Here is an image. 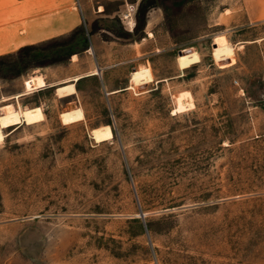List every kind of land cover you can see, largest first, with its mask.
Returning a JSON list of instances; mask_svg holds the SVG:
<instances>
[{"label":"rangeland","instance_id":"1","mask_svg":"<svg viewBox=\"0 0 264 264\" xmlns=\"http://www.w3.org/2000/svg\"><path fill=\"white\" fill-rule=\"evenodd\" d=\"M3 32L42 41L0 98L46 87L0 102V264H264V0H0Z\"/></svg>","mask_w":264,"mask_h":264},{"label":"bare ground","instance_id":"2","mask_svg":"<svg viewBox=\"0 0 264 264\" xmlns=\"http://www.w3.org/2000/svg\"><path fill=\"white\" fill-rule=\"evenodd\" d=\"M130 22H131L130 24L132 26H134V21L132 19ZM214 45H215L214 52H215L216 58H218V59L229 57L235 51L234 45L229 44L228 42H225L220 38H217L214 41ZM96 73L97 72L95 71L93 74H96ZM152 77H153L152 70L149 67H140L139 69L132 72L131 82L134 84H137V83H140L141 81L149 80ZM80 78H81L80 76H77V77H75V80H78ZM44 84L45 83L41 77L28 78L24 81V87H26V90L24 92L17 93L13 97L4 96V97L0 98V102L11 99V98H15L16 96H21V95L33 93V91L36 88H38V86H44ZM60 86L61 87L59 88V90L61 93H65V92H69V91H75V86H74L73 82L69 83V84H61Z\"/></svg>","mask_w":264,"mask_h":264},{"label":"crops","instance_id":"3","mask_svg":"<svg viewBox=\"0 0 264 264\" xmlns=\"http://www.w3.org/2000/svg\"><path fill=\"white\" fill-rule=\"evenodd\" d=\"M135 24V23H134ZM6 31V30H5ZM7 32H3L2 34H0V53H6V52H10V51H14V49H16V48H18V47H20L21 45H22V42L23 43H26V42H34V41H42V40H31V41H18L20 38H21V35H16V38H15V35L13 36V41H12V37L10 36V35H7L6 34ZM29 33V35L28 36H36V35H38V33H41V29L38 31V30H34V29H31V31H29L28 32ZM3 35H5V36H3ZM91 50V49H90ZM73 57L75 58V57H77V55L76 54H74L73 55ZM96 67L97 68H95V69H93L92 71H90V72H88V73H86L85 75H75V76H73L72 78H71V80L69 81V83H72V82H74V81H76L75 80V77H77V76H80L81 78H83V77H87V75H101L102 74V71H103V69H104V67H102V65L100 64V62H98V64L96 65ZM97 72L96 74H93L94 72ZM33 78H38V77H41L42 78V80L44 81V86H38V88H45L46 87V82H45V80H44V78L42 77V76H40V75H37V76H32ZM80 78V79H81ZM28 79V78H27ZM80 79H78V81L80 80ZM26 80V79H25ZM24 80V81H25ZM77 81V82H78ZM69 83H65V84H69ZM74 84V86H76V82L75 83H73ZM61 85V84H60ZM77 87V86H76ZM38 88H36V89H38ZM118 90H112L111 91V93H115V92H117ZM77 92H78V89H77ZM77 92H76V94H77ZM108 92V91H107ZM19 93H21V92H19ZM73 95H75V94H73Z\"/></svg>","mask_w":264,"mask_h":264},{"label":"water","instance_id":"4","mask_svg":"<svg viewBox=\"0 0 264 264\" xmlns=\"http://www.w3.org/2000/svg\"><path fill=\"white\" fill-rule=\"evenodd\" d=\"M107 93H109V92H107ZM140 211H141V215H142V216H144V213H143V211H142V210H140Z\"/></svg>","mask_w":264,"mask_h":264}]
</instances>
